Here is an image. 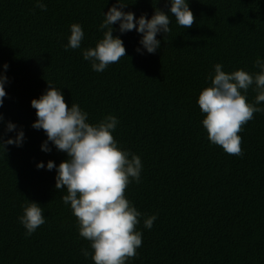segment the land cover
<instances>
[{
  "label": "trees",
  "instance_id": "16d2710c",
  "mask_svg": "<svg viewBox=\"0 0 264 264\" xmlns=\"http://www.w3.org/2000/svg\"><path fill=\"white\" fill-rule=\"evenodd\" d=\"M36 2L0 0V73L8 78L0 134L14 139L22 129L26 137L22 147L0 149V264H94L81 251L91 252L90 242L62 201L66 188L58 191L55 169L47 170L67 154L51 142L52 151H42L47 136L32 127L31 101L48 83L91 124L115 116L118 147L141 158V182L128 186L126 198L142 213L136 230L143 243L128 264H264V113L243 126V155L232 156L208 140L197 103L217 63L228 73L259 71L264 0H187L195 16L190 29L175 23L167 0H122L137 19L164 11L171 31L157 35L160 48L149 54L141 34L112 25L127 54L103 72L93 71L83 51L103 38V14L116 0H43L47 11ZM72 24L82 26L84 39L65 51ZM245 95L252 103L257 93ZM8 122L17 132H6ZM29 201L43 208L46 222L26 236L19 217ZM152 215L149 230L144 219Z\"/></svg>",
  "mask_w": 264,
  "mask_h": 264
},
{
  "label": "clouds",
  "instance_id": "9594fccd",
  "mask_svg": "<svg viewBox=\"0 0 264 264\" xmlns=\"http://www.w3.org/2000/svg\"><path fill=\"white\" fill-rule=\"evenodd\" d=\"M167 3L171 5L170 12L175 16V23L190 29L195 23V16L187 0H167ZM36 6L41 11H47L43 0H37ZM126 7L128 5L122 0H116L107 14H103L104 20L99 26L103 38L94 48L83 51L84 60L91 62L95 72L105 71L127 54L123 41L119 36L114 37L116 29L112 25L118 23L121 34L133 30L141 34L139 43L149 54H155L160 48L157 35L164 33L167 36L171 31L169 15L159 8H155L151 19L146 14L137 19L133 12L123 10ZM70 31L65 51L79 49L84 39L81 25L72 24ZM136 51L141 53L140 48ZM3 67L7 70L8 65ZM213 67L214 74L209 76L211 86L200 92L197 101L205 117L203 128L211 144L222 147L229 155L242 156L243 141L238 133L254 119L256 113H264V108L257 106L264 103V60L258 57L255 61L254 67L259 69L256 73L243 69L228 73L219 63ZM6 83L7 76L0 73V108L7 97ZM250 88L257 93L252 103L245 95ZM31 107L36 110L37 117L32 127L42 129L47 136L42 151L50 153L51 142L57 151L67 154L68 159L58 167L54 161H49L47 170L55 169V187L58 191L66 188L67 194L62 196V201L70 205L77 219L79 236L90 242L91 252L81 249L82 254L86 258L91 257L94 264H128L129 260L138 256L137 250L143 243L142 232L136 230L142 213L126 198L128 186L133 181L137 184L141 182L142 161L138 155L118 147L113 135L118 119L108 115L98 124L89 123L88 113L74 102L69 107L61 90L51 83L39 99L31 101ZM3 124L4 117L0 113V125ZM6 132H17V125L8 122ZM25 139L22 129L14 139L5 140L0 134V149L6 152L8 145L22 147ZM37 168L44 169V163L37 164ZM22 208L19 222L26 229V236H31L46 222L43 208L31 201ZM156 219V215L147 217L144 227L150 230Z\"/></svg>",
  "mask_w": 264,
  "mask_h": 264
}]
</instances>
